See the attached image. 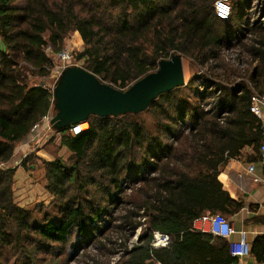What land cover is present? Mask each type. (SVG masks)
I'll return each instance as SVG.
<instances>
[{
	"label": "trees",
	"instance_id": "1",
	"mask_svg": "<svg viewBox=\"0 0 264 264\" xmlns=\"http://www.w3.org/2000/svg\"><path fill=\"white\" fill-rule=\"evenodd\" d=\"M216 1L0 0V264H48L39 256L50 255L51 244L76 250L111 229L124 240L107 264L236 261L230 241L194 231L192 222L240 212L243 203L218 180L220 167L247 148L259 159L264 130L251 106L254 96L264 97V0H230L226 21L216 16ZM74 32L84 44L75 59L118 90L174 54L199 71L144 111L151 124L140 114L90 116L86 131H61L71 156L45 162L54 202L38 218L14 202L16 169L6 165L54 111L51 89L35 79L53 67L45 49L56 55ZM154 232L170 242L152 247ZM250 254L264 264V235Z\"/></svg>",
	"mask_w": 264,
	"mask_h": 264
},
{
	"label": "rangeland",
	"instance_id": "2",
	"mask_svg": "<svg viewBox=\"0 0 264 264\" xmlns=\"http://www.w3.org/2000/svg\"><path fill=\"white\" fill-rule=\"evenodd\" d=\"M256 1L257 0H254V3H256ZM72 34L66 40L63 50L71 51L75 56L84 50V44L82 45L83 49L79 51L78 48L81 42L77 35H74L72 38ZM56 55H51L53 67L50 70L49 76L44 79H35V81L40 84L44 82V85L51 90L56 80L57 73L59 72V68L62 66V63ZM228 55L229 57H233V53H229ZM73 64V66L82 67L83 62L75 59ZM69 66H72V63ZM183 66L185 84H187L189 80L198 73L199 68L195 65L193 66L185 57L183 58ZM106 83L113 87L110 82ZM52 117H54V111L50 113V118ZM139 120L151 124L152 118H150V115L143 112L140 113ZM61 139L62 134H59L51 129V127H47L44 124L42 132H31L28 138L16 144L13 158L11 162L6 165L8 168H15L16 172L20 169L18 173L15 172L13 177L14 202L19 207L31 211L33 215L38 218H42L46 212H52V205L54 202V198L46 190L47 178L45 162L54 161L56 159L68 161L71 156V153L65 147L61 146ZM140 233V230H138L134 236L130 238L128 241L129 247L137 242ZM104 238H110L111 241L106 243ZM104 238H99L97 234H94L86 238L76 250L71 249L70 244L65 246L51 244L49 247L51 254L45 256L41 254L39 257H44L48 264H107L110 261L114 262L120 254L118 256H112L109 255V252L113 249H120L118 245L124 238L121 235H116L115 230L112 229L105 234ZM74 239L75 237H72L70 242H73ZM115 241L118 244H115ZM99 243H101V245H99Z\"/></svg>",
	"mask_w": 264,
	"mask_h": 264
},
{
	"label": "water",
	"instance_id": "3",
	"mask_svg": "<svg viewBox=\"0 0 264 264\" xmlns=\"http://www.w3.org/2000/svg\"><path fill=\"white\" fill-rule=\"evenodd\" d=\"M44 84V82H43ZM185 84L183 57L174 54L159 62L158 69L118 90L80 66H68L52 91L54 117L50 124L61 132L90 116L118 117L146 111L162 94Z\"/></svg>",
	"mask_w": 264,
	"mask_h": 264
},
{
	"label": "crops",
	"instance_id": "4",
	"mask_svg": "<svg viewBox=\"0 0 264 264\" xmlns=\"http://www.w3.org/2000/svg\"><path fill=\"white\" fill-rule=\"evenodd\" d=\"M74 35H77L81 41V45L78 48L81 51L83 49L81 36L78 32H74L72 38ZM259 119L264 130V106L262 107V116ZM58 133L61 134L60 132ZM251 157L252 149L247 148L242 152L241 157L230 158L226 164L220 167L218 180L223 185L224 190L229 193L231 198L243 203V208L240 212L228 217L236 231L228 241L239 240L238 233L240 231L248 233L250 244L258 236L264 235V168L259 163V159L258 161H253ZM250 165H254L253 174L248 171ZM19 171L20 169L16 173ZM253 177H257L260 181L255 182ZM233 264H258V262L252 254H249L248 256L237 258Z\"/></svg>",
	"mask_w": 264,
	"mask_h": 264
},
{
	"label": "built area",
	"instance_id": "5",
	"mask_svg": "<svg viewBox=\"0 0 264 264\" xmlns=\"http://www.w3.org/2000/svg\"><path fill=\"white\" fill-rule=\"evenodd\" d=\"M214 10L216 16L221 20H228L232 13V7L230 0H218L214 5ZM45 53L47 56L51 57L52 50L48 47L45 49ZM57 58L62 63V66L59 68V72L57 73L56 80L54 82V86L61 75L62 71L67 68L71 63L72 66L74 65L73 62L75 61L74 53L67 50L60 51L57 55ZM264 106V97L254 96L252 98V106L251 112L254 113L258 118L262 116V107ZM50 111L46 117L42 119L41 122L34 125L31 132L33 133H40L42 132L43 125L45 124L47 127H51L50 121ZM86 124L87 129L89 128V124L85 121L82 123L75 124L70 127L69 132L72 135H78L86 130L82 129V125ZM52 129V127H51ZM259 163L264 168V144L260 148V158ZM250 174L254 173V165H250L248 168ZM255 182H259L260 180L257 177H253ZM192 230L198 231L201 233L211 234L216 237H221L224 239L229 240L232 235L236 233L235 229L233 228L231 222L222 214H214V215H205L195 219L192 222ZM239 240L237 241H230V255L234 258H242L248 256L250 254V243L248 240V233L246 231H240L239 233ZM170 242V237L166 234H162L159 232L153 233V239L151 246L158 248V247H165Z\"/></svg>",
	"mask_w": 264,
	"mask_h": 264
},
{
	"label": "bare ground",
	"instance_id": "6",
	"mask_svg": "<svg viewBox=\"0 0 264 264\" xmlns=\"http://www.w3.org/2000/svg\"><path fill=\"white\" fill-rule=\"evenodd\" d=\"M87 128V125L86 124H84V125H82V129H86Z\"/></svg>",
	"mask_w": 264,
	"mask_h": 264
}]
</instances>
